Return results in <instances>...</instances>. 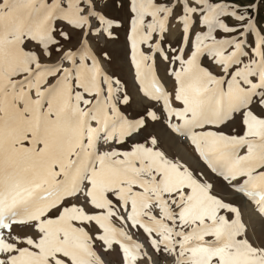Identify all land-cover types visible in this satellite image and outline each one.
<instances>
[{
    "label": "snow or ice",
    "instance_id": "obj_1",
    "mask_svg": "<svg viewBox=\"0 0 264 264\" xmlns=\"http://www.w3.org/2000/svg\"><path fill=\"white\" fill-rule=\"evenodd\" d=\"M0 264H264V0H0Z\"/></svg>",
    "mask_w": 264,
    "mask_h": 264
}]
</instances>
